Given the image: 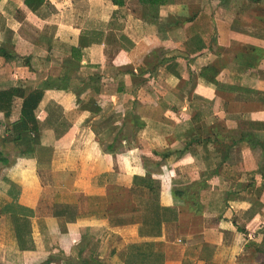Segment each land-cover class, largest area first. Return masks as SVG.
Segmentation results:
<instances>
[{
    "label": "crops",
    "instance_id": "obj_1",
    "mask_svg": "<svg viewBox=\"0 0 264 264\" xmlns=\"http://www.w3.org/2000/svg\"><path fill=\"white\" fill-rule=\"evenodd\" d=\"M158 16L194 27L159 31L138 0H45L36 12L0 0V47L17 56L0 57V90L68 86L44 91L32 156L0 144V264H264V151L236 144L224 155L203 142L221 124L264 142L256 129L264 125V0H163ZM211 66L213 86L196 76ZM21 103L13 100L8 118L0 113V142ZM133 105L145 122L131 129L136 143L117 140L105 152V122L119 125ZM166 151L174 154L161 160ZM149 175L160 208L146 217L165 221L111 224L108 210L136 205L108 206L109 188ZM196 182L204 189L192 226L194 213L172 190Z\"/></svg>",
    "mask_w": 264,
    "mask_h": 264
},
{
    "label": "trees",
    "instance_id": "obj_2",
    "mask_svg": "<svg viewBox=\"0 0 264 264\" xmlns=\"http://www.w3.org/2000/svg\"><path fill=\"white\" fill-rule=\"evenodd\" d=\"M45 0H24V5L26 8L32 12H36L44 3ZM250 3H257L261 0H247ZM139 4L143 8L144 17L148 18L153 25H157L158 30L175 34L176 30L182 29V26L186 24L193 25V19H184L178 17H169L166 21L160 22L158 21V11H159V3H162L163 0H138ZM0 57H2L5 61L15 60L17 56L13 52V48L0 47ZM217 71L213 66L202 68L196 76L199 79H202L207 85H215L214 77ZM100 78L98 76L90 77L88 86L93 88L92 85L98 83ZM89 87H83L81 94L84 93ZM55 88L57 90H67L68 86L65 83V80H61L60 82H46L42 86H39L34 89L26 88L23 86L11 87L6 90H0V113L3 114L5 118H8L12 111V103L15 98H19L22 100L21 108H20V116L18 121L9 125L7 129V136L4 137L0 144L6 145L8 143L14 144V146L18 149V155L20 156H32L35 152V148L40 145V132L38 128V124L35 118V110L38 107L44 91L47 89ZM95 113L100 112L99 109L94 110ZM104 126L106 127L105 133L99 137V141L106 140L105 143V152L112 153L114 144L117 140L125 141L126 136L125 133L128 134L130 128H138L142 129L145 127V122L140 120L136 116V106L133 105L131 110L126 113V118L119 124L115 125V122L108 121L105 122ZM249 127V126H248ZM255 126L252 128L254 129ZM257 130L263 129L264 125L256 128ZM8 137L11 138L8 141ZM199 138H191L190 143H200ZM203 142L205 144H213L215 146L216 153H224L227 154L228 149L233 145L245 144L250 149H261L264 151V142L255 138L254 134L250 131H246L243 129H235L233 131H225V127H221L220 125H216L210 128V133L208 137H206ZM190 144H187L189 146ZM184 151H178L175 154L173 152H162L157 153V155L161 158V160H165V158H169L171 154L182 156ZM1 157V156H0ZM223 158H226L223 157ZM264 167V166H263ZM260 172L263 171L260 169ZM214 173V172H213ZM203 182L191 183V185L184 187H174L172 190V195L176 200L182 205L188 206V210H192L194 216L192 220V226L200 225V220H198L197 216H201L202 205L200 203V198L198 195V190L203 186ZM192 185H197L196 190H192ZM264 188H260L263 190ZM159 185L156 180H154L150 175L145 177L134 176L132 178V183L130 187H119L113 186L108 190V206H114V209L123 204H131L134 203L136 205V210L129 212H120L117 213L115 210L112 212L108 210V219L111 224H128L136 223L138 221H134L138 217H142L145 219H153V222L160 223L165 221L166 214H157L154 213V216L146 217V212L148 210H152L153 208H160V200H159ZM192 190V191H191ZM163 212L170 211V209L161 208ZM50 261H46L43 264H49ZM81 264H90L84 263Z\"/></svg>",
    "mask_w": 264,
    "mask_h": 264
},
{
    "label": "rangeland",
    "instance_id": "obj_3",
    "mask_svg": "<svg viewBox=\"0 0 264 264\" xmlns=\"http://www.w3.org/2000/svg\"><path fill=\"white\" fill-rule=\"evenodd\" d=\"M249 17H252V21H253V23H258V22H260L259 21V19L258 18H254V15L252 14L251 16H249ZM237 48H240V47H237ZM241 62H243V60H240ZM248 65H257V61L256 60H252V61H250L249 63H248ZM258 65H259V63H258ZM262 87L264 88V85L262 84ZM221 127H223V124H221L220 125ZM132 128H130L129 129V132H128V134H126L125 133V136H126V139L127 140H129V142L130 143H132V144H135L136 142H135V138H136V136H135V133L132 135V130H131ZM193 186V188H191L192 190H196L197 189V185H192ZM226 186V185H225ZM224 185H221V184H218V185H216V187L215 188H217V189H223V191H226V188L224 189V187H225ZM243 185H236L235 187H237V188H241ZM204 188H199V191H198V194H200V192L203 190ZM191 190V191H192Z\"/></svg>",
    "mask_w": 264,
    "mask_h": 264
}]
</instances>
